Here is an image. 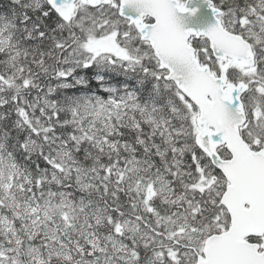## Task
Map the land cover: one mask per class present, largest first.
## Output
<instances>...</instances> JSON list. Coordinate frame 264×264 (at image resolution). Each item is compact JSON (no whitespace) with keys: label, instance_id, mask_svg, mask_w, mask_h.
Wrapping results in <instances>:
<instances>
[{"label":"snow or ice","instance_id":"snow-or-ice-1","mask_svg":"<svg viewBox=\"0 0 264 264\" xmlns=\"http://www.w3.org/2000/svg\"><path fill=\"white\" fill-rule=\"evenodd\" d=\"M0 0V264H264V0Z\"/></svg>","mask_w":264,"mask_h":264},{"label":"water","instance_id":"water-1","mask_svg":"<svg viewBox=\"0 0 264 264\" xmlns=\"http://www.w3.org/2000/svg\"><path fill=\"white\" fill-rule=\"evenodd\" d=\"M186 7L197 9L195 15L191 17L184 15L183 24L186 28L204 29L214 23L211 10L203 3V0H191L190 3L186 4Z\"/></svg>","mask_w":264,"mask_h":264}]
</instances>
